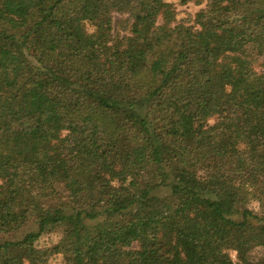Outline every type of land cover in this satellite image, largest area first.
Segmentation results:
<instances>
[{
  "label": "trees",
  "instance_id": "trees-1",
  "mask_svg": "<svg viewBox=\"0 0 264 264\" xmlns=\"http://www.w3.org/2000/svg\"><path fill=\"white\" fill-rule=\"evenodd\" d=\"M179 1L0 0V264H264V0Z\"/></svg>",
  "mask_w": 264,
  "mask_h": 264
},
{
  "label": "rangeland",
  "instance_id": "rangeland-1",
  "mask_svg": "<svg viewBox=\"0 0 264 264\" xmlns=\"http://www.w3.org/2000/svg\"><path fill=\"white\" fill-rule=\"evenodd\" d=\"M165 1L171 2L175 5L177 20H182V21L192 20L195 13L202 8V5H197L193 2L183 5L180 3L179 0H165ZM9 10L15 15H22L25 12L26 7L23 4H11L9 5ZM119 19H120V16L115 15V18H114L115 24H117ZM87 28L91 29V27L88 25H87ZM244 44H245V47L248 53H258L259 52L258 46L251 40H246ZM191 129L192 130L198 129V125L196 123H192ZM59 236H60L59 232H54L52 234H46L41 238V243L44 244L49 239L57 240ZM260 249L261 248H256L254 250V257H259V255L261 254ZM230 254L232 258L236 260V252L232 250L230 251Z\"/></svg>",
  "mask_w": 264,
  "mask_h": 264
}]
</instances>
